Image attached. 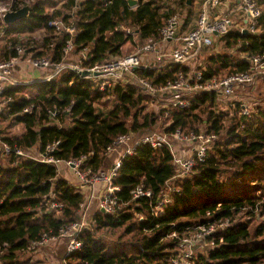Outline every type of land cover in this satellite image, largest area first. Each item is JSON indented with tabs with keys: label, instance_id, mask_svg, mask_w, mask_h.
Listing matches in <instances>:
<instances>
[{
	"label": "trees",
	"instance_id": "obj_1",
	"mask_svg": "<svg viewBox=\"0 0 264 264\" xmlns=\"http://www.w3.org/2000/svg\"><path fill=\"white\" fill-rule=\"evenodd\" d=\"M192 2L138 0L131 7L128 0H35L28 17L11 24L0 19L1 32L8 37L0 60L11 59L17 55L16 48L22 47L24 57L51 56L54 62L64 61L63 46L71 36L65 32L57 35L50 25L52 20L60 19L76 28L74 51L67 60L91 69L124 56V46L135 39L141 46L152 40L160 42L161 47L160 30L176 14L184 19L179 34L192 30L194 26L188 23ZM259 2L264 5V0ZM24 6L26 3H15L11 11ZM243 28L246 32L233 27L220 39L225 51L207 56L198 68L204 80L250 70L251 57L264 55V9L256 20L255 32L247 31V23ZM36 31L43 32L39 40L24 41L21 37ZM212 46L205 45L201 51ZM74 56L78 59L72 61ZM16 70L22 75L24 71L45 73L27 63L18 64ZM193 70V65L168 62L144 66L135 74L162 86L181 72ZM98 78L83 77L67 68L50 80L32 79L7 87L4 96L11 100L0 111V120L6 123V129L0 131L2 140L30 155L34 151L45 154L49 144L59 141L54 157L69 160L86 155V166L98 172L107 158V147L119 136L155 132L161 119L165 121L162 131L167 133H200L203 125L205 132L218 133L221 138L196 172L177 179L180 191L173 194L163 213H155L154 207L162 199L166 182L177 172L170 148L141 144L133 154L123 157L112 180L119 187L115 193L120 207L114 214L95 212L91 227L79 233L82 248L67 253L65 264H173L183 238L208 220V211L217 208L215 216L237 221L216 234L223 238L219 246L197 253L196 263L264 264V103L256 104L251 115L242 114V101L233 103L234 114L224 131L226 112L216 109L218 98L214 92L196 94L183 108L163 106L132 81L102 90ZM150 105L161 109L148 111ZM29 106L33 109L25 112ZM16 125L24 126L22 133H7ZM139 185L152 196L134 198L132 192ZM85 202L83 192L61 177L55 165L16 152L1 157L0 246L8 245L0 255L2 264H36L20 258V254L44 235L59 236L62 227L81 221ZM53 203L63 207L51 208ZM104 229H121L122 235L107 241L97 235Z\"/></svg>",
	"mask_w": 264,
	"mask_h": 264
},
{
	"label": "built area",
	"instance_id": "obj_2",
	"mask_svg": "<svg viewBox=\"0 0 264 264\" xmlns=\"http://www.w3.org/2000/svg\"><path fill=\"white\" fill-rule=\"evenodd\" d=\"M76 1L79 3L83 0ZM219 4H221V0H206L195 27L184 34H179V30L184 23L183 16L179 14L172 16L160 30L162 36L161 47H159L160 42L149 40L144 45L139 46L134 52L91 68V70L101 72L99 76H93L102 80L99 83L100 89L105 90L108 86L132 81L140 86L154 101L161 103L163 106L174 105L183 108L188 106L190 99L198 93L214 92L218 101L229 100L234 96L237 89L254 84L261 75H264V55H253L251 57L252 67L250 70L207 80L203 79L202 69H198L203 66L200 59L202 48L205 45H213L216 40L225 36L235 25L234 19L227 15H214L213 10ZM239 9L246 19L247 31L255 32L256 20L263 11L259 1L239 0ZM6 12L7 9H0V19L4 17ZM50 25L55 28L57 35L65 32L71 36L65 41L63 46L64 61L54 62L51 56L33 57L28 55L24 57L25 50L22 47L16 48L17 55L11 59L0 60V111H3L5 105L11 100V98L4 96L7 87L33 81L22 80L20 73L16 70L18 64L27 63L32 67L43 69L45 75L38 80H50L67 68L78 72L85 69L79 63L67 60L74 51L73 37L76 34V28L72 25H65L60 19L52 20ZM243 29V27H240V30ZM150 55H153L152 61L146 59ZM83 56H86L85 53H83ZM168 62L193 65L194 70L188 74L181 72L175 80L162 86H156L151 80L141 78L135 74L137 69L151 66L152 63L162 65ZM170 94H172V97L168 99ZM32 109L33 107L29 106L24 111L31 112ZM251 112L252 108L243 103L242 114L251 115ZM1 136L0 132V158L16 152L19 156L32 157L41 162L53 164L57 167L58 173L60 172L61 164H66L81 185L93 187L97 183H106L107 194L100 197L99 210H104L103 213L108 214L116 213L117 208L120 207V200L115 193L119 190V187L114 186L112 180L118 173L122 158L133 154L137 146L141 144H151L153 147L168 146L174 156L177 172L172 180L166 182L161 195L162 199H159L154 207L155 213H163L166 205L172 202L173 194L180 191L179 186L176 185L177 179L196 172V167L205 162L209 150L220 138L218 133L215 132H190L184 134L180 130L172 133L155 131L139 137H134L132 134H124L119 136L114 144L106 149V154L108 155L118 148H123L120 157L110 168L94 172L91 167L86 166L88 159L86 155L69 160L54 157L52 153L57 148L59 141L49 144L47 153L34 156L27 154L18 146L13 147L4 142ZM177 145H182V148L179 147L178 149ZM132 193L134 198H138L141 195L152 196L151 191L145 190L141 185L137 186ZM62 207L63 205L58 203L51 205V208L56 209H61ZM217 211H219V208L208 211L206 215L208 220L199 225L191 235L183 238L178 247V254L172 258L173 264H197L195 258L199 251L215 248L223 242V238L217 237L216 234L234 225L237 219L215 216ZM261 218H264V214L261 215ZM84 228H87L84 220L64 226L59 236L50 237L44 235L41 240L34 242L29 249L43 247L49 241L56 242L60 239H67V253L80 250L83 246V241L78 236ZM7 246V244L0 246V255L5 253ZM0 264H2L1 259Z\"/></svg>",
	"mask_w": 264,
	"mask_h": 264
},
{
	"label": "rangeland",
	"instance_id": "obj_3",
	"mask_svg": "<svg viewBox=\"0 0 264 264\" xmlns=\"http://www.w3.org/2000/svg\"><path fill=\"white\" fill-rule=\"evenodd\" d=\"M34 1L35 0H0V9H7V11H10L11 7L15 3L16 4H25L26 3V5H28V4L32 5V3ZM226 1L227 0H221V3H224ZM235 1L236 0H230L229 1V9L235 8L237 10ZM204 2H205V0H203V1L202 0H193V2H192V4H193L192 17L191 18L189 17L190 19L188 22L189 24H191V26L196 25L197 20L199 18V15L202 11V6H203ZM259 4H260V2H259ZM260 6L264 9V5L260 4ZM49 11H52V9L49 8ZM237 12L240 13L239 10H237ZM234 21H235V19H234ZM239 22H240V17L238 15V18H236V21H235L234 28H238L241 26V23H239ZM1 29L2 28L0 26V58L3 55V53H2L3 44H5V42L8 38L2 34ZM42 34H43L42 31H36L34 33H31L32 36H28L29 35L28 33H24V34H21V37H23L24 41H26L27 39L39 40L42 37ZM219 40L220 39L216 40L214 42V46L210 47V49H207L206 52H209V54H210V53H214L217 51H225L226 49L223 48L222 43ZM139 46H141V44H139V43L136 44V46H135V44H132V46L128 50L126 49L127 47H125V53H128V52L131 53L132 51H135ZM206 58H207V56L201 59L202 65L205 63ZM77 59L78 58L76 56H74V57H72L71 60L75 61ZM153 63L151 65H153ZM23 65L25 66L26 64L23 63ZM22 69H25V68H22ZM23 75L24 76L22 77V80H24V81H27L30 79H35L36 77L40 76L37 73H35V75H34L30 71L29 72L24 71ZM236 101H242L243 103H245L250 108H253L256 104L264 103V75H261L256 80V82L254 84L246 85L244 87L237 89L234 96H232L229 100L224 99V100L218 101V104H216V109L219 111H225L226 112L225 113L226 128L224 131H226V129L229 127L231 118L233 117V114H234V110H232L233 109L232 105ZM159 109H161V108L157 109L152 105H150L148 107V111H151V112L159 111ZM164 124H165V121L163 119L159 120V123L157 126L154 127V130L157 132H162V129H163L162 126H165ZM4 129H6V123L4 121H2V119H1L0 120V131L2 132V131H4ZM23 130H24L23 125H16L15 127L9 129L7 133L20 134L23 132ZM201 130H202V132H205V130H206L205 126L201 125ZM178 147L182 148V145L181 146L178 145ZM118 150H119V148H118ZM186 151H187V149H186ZM62 165H65V164H61L60 167H62ZM231 175H232V170H230L228 172L227 177L230 178V177H232ZM61 176L67 177L68 175L63 174ZM82 191L87 196V191L85 189L84 190L82 189ZM105 194H107L106 190H105L103 195H105ZM87 206H88L87 204H84V206L81 209L80 216H81V219L84 220L86 227H91L92 216L97 211V207L94 208L93 212L87 213L88 212ZM97 235H98V237L104 238L107 241H114V240H117L122 235V230L121 229H114V230L104 229V230H100L99 232H97ZM56 246H57L56 243L54 244L52 241H49L43 247L35 248L32 250H28L24 253H21L20 258L22 257V259H31L36 264H65V259H64L65 255L63 257H61L60 253H58V252L54 253L51 251V249L53 250V248H55Z\"/></svg>",
	"mask_w": 264,
	"mask_h": 264
},
{
	"label": "crops",
	"instance_id": "obj_4",
	"mask_svg": "<svg viewBox=\"0 0 264 264\" xmlns=\"http://www.w3.org/2000/svg\"><path fill=\"white\" fill-rule=\"evenodd\" d=\"M229 1L227 0L226 2L219 4L218 7H216V9L213 10L214 15H227V16L232 17L233 19H235V21H236V18H238V15H239V17H240V22L239 23H241V26L240 27H243V24L246 23V19L244 18L241 10L239 9V0H236L235 3H236V8H237V10L240 11V13H238L235 8L229 9ZM204 3H203V5H204ZM202 9H203V6H202ZM194 27H195V25H194ZM132 44H135V46H136V44H138V42H136V39L134 40L133 43L132 42H129V43L126 44L127 46L126 45L124 46V54H127V53H125V47H127L126 49L128 50V49H130V47L132 46ZM132 52H134V51H132ZM208 55H209V52L203 51L201 53V55H200V59H202V58H204V57H206ZM151 58L153 59V55H150L146 59L151 60ZM151 61H150V63H151ZM43 75H45V73ZM43 75H40V76L36 77L35 79L38 80ZM20 76L23 77V75L21 74V72H20ZM30 80H32V79H30ZM27 81H29V80H27ZM117 150H114V151H112L111 153H109L107 155V158L105 160V163H104V166H103L102 169H108V168H110L115 163V161L120 157V154H121L123 148H119V150L118 151ZM33 154L34 155L35 154L39 155L40 153L38 151L37 152L34 151ZM63 174L68 175L67 177H64V178L70 180L73 184H76V186L81 191H82V189L83 190L85 189L87 191V196L82 191L83 194L86 197L85 204L88 205L87 206L88 207V212L87 213L93 212L95 207H97V210H99V199H100V197H102V195L104 194L105 190L107 191V185H106V183H97L93 187L81 185L77 181V179L75 178V176L73 175V172L70 169V167H68L66 164L65 165H62V167H60L59 175L61 176ZM61 177H63V176H61ZM53 243L54 244L56 243L57 246L55 248H53V250L51 249L52 252H54V253H56V252L60 253L61 257H63L64 255L67 254V246H68V240L67 239H60V240H58L56 242H53Z\"/></svg>",
	"mask_w": 264,
	"mask_h": 264
},
{
	"label": "water",
	"instance_id": "obj_5",
	"mask_svg": "<svg viewBox=\"0 0 264 264\" xmlns=\"http://www.w3.org/2000/svg\"><path fill=\"white\" fill-rule=\"evenodd\" d=\"M128 3L131 7H135L138 4V0H128ZM31 9H32V5L28 4V5L22 7L18 10L7 11L3 17V21L5 24H11V23H14L16 21H19L23 18L28 17ZM244 32H246V30ZM80 74L83 77L99 76L101 74V72L100 71H94L91 69H84V70L80 71ZM102 212H104V210H102Z\"/></svg>",
	"mask_w": 264,
	"mask_h": 264
}]
</instances>
